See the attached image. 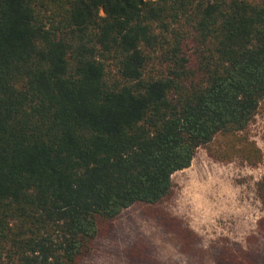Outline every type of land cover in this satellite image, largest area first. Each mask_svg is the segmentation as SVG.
Masks as SVG:
<instances>
[{"label": "trees", "instance_id": "obj_1", "mask_svg": "<svg viewBox=\"0 0 264 264\" xmlns=\"http://www.w3.org/2000/svg\"><path fill=\"white\" fill-rule=\"evenodd\" d=\"M262 100L264 0H0V264H79Z\"/></svg>", "mask_w": 264, "mask_h": 264}, {"label": "rangeland", "instance_id": "obj_2", "mask_svg": "<svg viewBox=\"0 0 264 264\" xmlns=\"http://www.w3.org/2000/svg\"><path fill=\"white\" fill-rule=\"evenodd\" d=\"M171 182L162 202L124 210L79 264H264V100L244 131L216 135Z\"/></svg>", "mask_w": 264, "mask_h": 264}]
</instances>
